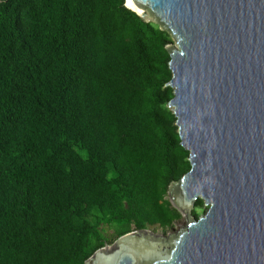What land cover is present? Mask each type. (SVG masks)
Listing matches in <instances>:
<instances>
[{"label":"trees","instance_id":"trees-1","mask_svg":"<svg viewBox=\"0 0 264 264\" xmlns=\"http://www.w3.org/2000/svg\"><path fill=\"white\" fill-rule=\"evenodd\" d=\"M174 42L126 0H0V264H85L182 217Z\"/></svg>","mask_w":264,"mask_h":264},{"label":"water","instance_id":"water-1","mask_svg":"<svg viewBox=\"0 0 264 264\" xmlns=\"http://www.w3.org/2000/svg\"><path fill=\"white\" fill-rule=\"evenodd\" d=\"M131 2L175 41L170 105L192 167L168 194L189 222L126 233L85 264H264V0Z\"/></svg>","mask_w":264,"mask_h":264},{"label":"rangeland","instance_id":"rangeland-1","mask_svg":"<svg viewBox=\"0 0 264 264\" xmlns=\"http://www.w3.org/2000/svg\"><path fill=\"white\" fill-rule=\"evenodd\" d=\"M173 46H175V44H172ZM171 109L173 110L172 106L170 105ZM168 198H170L169 194L167 196ZM204 201V200H203ZM208 207V206H206ZM206 213V211L204 212L203 210L201 211L200 216H204ZM187 216H189V211L186 214ZM190 219V216H189ZM189 221L186 219L185 216H182L179 220L175 221L173 226L167 228V229H163L160 227H152L150 228L153 232L157 233V234H162L165 237H169L172 236L173 234L178 233L179 231H181L188 223Z\"/></svg>","mask_w":264,"mask_h":264},{"label":"bare ground","instance_id":"bare-ground-1","mask_svg":"<svg viewBox=\"0 0 264 264\" xmlns=\"http://www.w3.org/2000/svg\"><path fill=\"white\" fill-rule=\"evenodd\" d=\"M129 5H130L131 7H133V8H135L136 10H138V11H140V12H143V9L140 8L139 6H136L133 2H131V0H129ZM146 18L148 19V18H150V16L147 14V15H146ZM184 214H186V213H184Z\"/></svg>","mask_w":264,"mask_h":264}]
</instances>
